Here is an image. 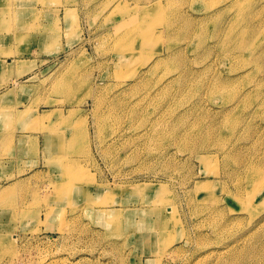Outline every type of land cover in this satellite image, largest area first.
Returning a JSON list of instances; mask_svg holds the SVG:
<instances>
[{
	"label": "rangeland",
	"instance_id": "1",
	"mask_svg": "<svg viewBox=\"0 0 264 264\" xmlns=\"http://www.w3.org/2000/svg\"><path fill=\"white\" fill-rule=\"evenodd\" d=\"M0 10L47 41L0 48L45 135L0 156V264H264V0Z\"/></svg>",
	"mask_w": 264,
	"mask_h": 264
},
{
	"label": "crops",
	"instance_id": "2",
	"mask_svg": "<svg viewBox=\"0 0 264 264\" xmlns=\"http://www.w3.org/2000/svg\"><path fill=\"white\" fill-rule=\"evenodd\" d=\"M25 9L18 12V14H21L24 19H28L29 17L24 16L26 15L24 12H27L24 11ZM1 24L2 22H0V48L2 47V50L5 49L3 45L8 43L42 44L47 42L42 39V35L35 31H31L26 36L24 33L26 23L24 26L21 23V27L19 24H15L16 29L11 31L12 34L7 29L2 31ZM4 58L0 57V156L7 154L25 157L31 154L28 148L29 143L32 142L35 149L40 150L45 135L41 134L40 130L34 129L32 120L37 117V113L33 111L27 116L24 113V107L18 105V102H20L18 93L27 86L16 83L13 78L14 75L11 78L8 77V72L13 67L14 70L17 68L16 58L6 57L7 63L3 62ZM45 124L47 125L48 122ZM4 143H7L8 146ZM5 147L9 148V152L5 153Z\"/></svg>",
	"mask_w": 264,
	"mask_h": 264
},
{
	"label": "bare ground",
	"instance_id": "3",
	"mask_svg": "<svg viewBox=\"0 0 264 264\" xmlns=\"http://www.w3.org/2000/svg\"><path fill=\"white\" fill-rule=\"evenodd\" d=\"M159 11H161V12L163 13V10H162V9H160ZM247 172H248V174H249V173H250V169L247 168ZM75 178H76V179H75L74 181L80 180L79 177H76V176H75ZM76 184H78V183H75V185H76ZM262 186H263V184H259V185H258V189H256V190L251 194V198H252V199H254L256 193L261 189Z\"/></svg>",
	"mask_w": 264,
	"mask_h": 264
}]
</instances>
